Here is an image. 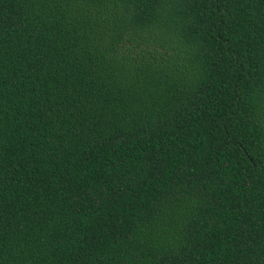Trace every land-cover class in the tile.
I'll return each mask as SVG.
<instances>
[{"label":"trees","instance_id":"trees-1","mask_svg":"<svg viewBox=\"0 0 264 264\" xmlns=\"http://www.w3.org/2000/svg\"><path fill=\"white\" fill-rule=\"evenodd\" d=\"M0 264H264V0H0Z\"/></svg>","mask_w":264,"mask_h":264}]
</instances>
